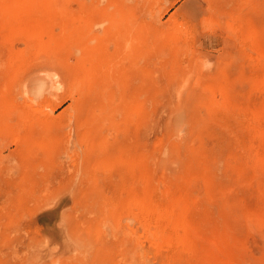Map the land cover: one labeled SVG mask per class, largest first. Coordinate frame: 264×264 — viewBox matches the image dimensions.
<instances>
[{
  "label": "rangeland",
  "instance_id": "obj_1",
  "mask_svg": "<svg viewBox=\"0 0 264 264\" xmlns=\"http://www.w3.org/2000/svg\"><path fill=\"white\" fill-rule=\"evenodd\" d=\"M0 264H264V0H0Z\"/></svg>",
  "mask_w": 264,
  "mask_h": 264
}]
</instances>
